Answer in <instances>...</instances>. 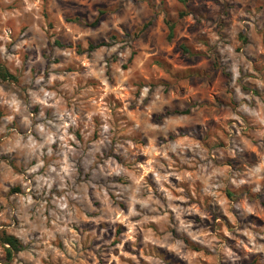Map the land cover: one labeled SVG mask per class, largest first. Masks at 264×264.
Returning <instances> with one entry per match:
<instances>
[{
    "label": "rangeland",
    "instance_id": "obj_1",
    "mask_svg": "<svg viewBox=\"0 0 264 264\" xmlns=\"http://www.w3.org/2000/svg\"><path fill=\"white\" fill-rule=\"evenodd\" d=\"M184 9L0 0V264H264V0Z\"/></svg>",
    "mask_w": 264,
    "mask_h": 264
},
{
    "label": "trees",
    "instance_id": "obj_2",
    "mask_svg": "<svg viewBox=\"0 0 264 264\" xmlns=\"http://www.w3.org/2000/svg\"><path fill=\"white\" fill-rule=\"evenodd\" d=\"M177 1L181 2L185 8L184 10L179 12V16L182 17V16L188 14V11L186 9L188 7L189 0H177ZM103 14H104V10L100 9L98 11L97 17L90 24L92 26H96L99 23L100 18ZM164 22H165V25L167 28L166 38L169 41H173L175 39V36H176V28H177L178 22L174 18L169 16V14L165 15ZM146 26H147V24L144 25V27H146ZM55 42H56V44L60 45L59 41H55ZM104 45H106L105 41H100L97 43H89L88 48L90 50H93L95 48H98V47H101ZM179 47L185 54L190 53V49H189L188 45H186L185 43H180ZM160 64H162V63H160ZM0 79L3 81H11V82H17L18 81V77L15 74L11 73L7 69V67L4 65V63L1 61V59H0ZM0 241L4 246L5 256H6L7 261H10L16 254L23 251L25 248L23 242L16 235L7 232L5 229H0ZM185 242L189 243V241L187 239H185Z\"/></svg>",
    "mask_w": 264,
    "mask_h": 264
}]
</instances>
